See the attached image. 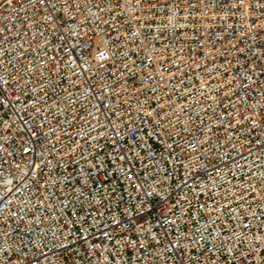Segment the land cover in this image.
I'll list each match as a JSON object with an SVG mask.
<instances>
[{
  "label": "built area",
  "instance_id": "built-area-1",
  "mask_svg": "<svg viewBox=\"0 0 264 264\" xmlns=\"http://www.w3.org/2000/svg\"><path fill=\"white\" fill-rule=\"evenodd\" d=\"M0 264H264V0H0Z\"/></svg>",
  "mask_w": 264,
  "mask_h": 264
}]
</instances>
